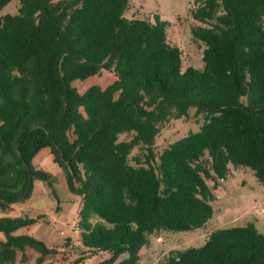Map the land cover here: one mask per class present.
Wrapping results in <instances>:
<instances>
[{"label":"trees","instance_id":"16d2710c","mask_svg":"<svg viewBox=\"0 0 264 264\" xmlns=\"http://www.w3.org/2000/svg\"><path fill=\"white\" fill-rule=\"evenodd\" d=\"M18 3L0 15V212L28 201L36 180L59 209L56 177L31 164L46 149L80 201L78 237L64 245L73 264L98 255L139 264L149 236L212 218L204 178L222 181L240 166L264 186V0H194L202 68L185 70L168 23L125 18L129 0ZM103 71L112 84L78 91ZM191 120L198 131L153 149L165 124ZM44 218H0V264L28 249L50 264L61 248L16 234ZM156 264H264V234L253 223L217 229Z\"/></svg>","mask_w":264,"mask_h":264},{"label":"rangeland","instance_id":"374dc122","mask_svg":"<svg viewBox=\"0 0 264 264\" xmlns=\"http://www.w3.org/2000/svg\"><path fill=\"white\" fill-rule=\"evenodd\" d=\"M18 1L12 0L0 11V15H14L18 9ZM194 0H129V8L125 12L127 19H142L153 21L158 15L161 20L168 23L167 40L176 45L182 51V70L187 67L202 68L203 46L196 42L190 34V29L199 26L190 15ZM115 78L108 72L103 71L98 76L91 77L83 82L76 83L80 93L87 88L97 85L105 88L114 82ZM199 125L190 122L172 121L163 126L159 136L155 139L153 149L161 151L169 144L185 137L189 133L198 131ZM121 140L125 136L120 137ZM128 139V138H127ZM136 151H133L135 154ZM35 169H42L54 177L59 176L57 182V196L60 200L59 209H55L56 201L53 197L49 200L40 198L47 196V186L44 181L36 180L32 199L30 202L20 204L23 216L34 218L45 215L44 221H49L60 237V242L55 247L61 248L59 253L48 258L45 263L50 264H73L75 254L69 246L64 247L66 239H72L75 243L78 233L75 230L80 210V201L70 194L63 181L62 171L52 163L51 156L47 150H42L32 160ZM229 176L225 180L213 181L204 178L211 188L214 200L211 203L213 216L208 223L200 229L189 232H160L149 236L148 244L141 248L139 264H156L165 257L169 251L184 250L189 247H197L204 243L208 234L222 228L241 226L253 223L260 233L264 234V186L259 184L248 168L230 166ZM37 198L38 201H37ZM59 217L57 224L53 219ZM66 220V221H64ZM39 227H36L38 230ZM38 237V232L32 234ZM42 239V238H41ZM18 254L15 264H36L37 254L31 249ZM107 255L89 257L83 264H102Z\"/></svg>","mask_w":264,"mask_h":264},{"label":"crops","instance_id":"0c3cea01","mask_svg":"<svg viewBox=\"0 0 264 264\" xmlns=\"http://www.w3.org/2000/svg\"><path fill=\"white\" fill-rule=\"evenodd\" d=\"M47 153L49 154L48 150H47ZM60 175H61L60 177H62V179L64 181L63 173L60 174ZM56 179H57V182H59L58 181L59 180V176H57ZM34 188H35V184H34ZM51 197H53V196L50 194V192L48 190L47 196L42 195L40 198L45 199V201H46V200H49ZM31 199H32V197L28 200V202H30ZM38 199L39 198H37V201H38ZM19 205L20 204L15 205L13 207V209L8 211V212H5V213L0 212V218H3V217H12V218L23 217L24 213H23V210L21 209V207H19ZM55 208H56V206H55ZM64 221H66V220H64ZM58 222H59V217H57L56 219L52 220V223H54V224H57ZM36 227H39V229L36 230ZM36 231L38 232V237H39V238H37V237L36 238L42 240L43 242H45L49 247H55L56 244H58L60 242V237L57 235L56 231L53 229V226L51 225V223H49V221H46V222H41L40 221V222H37V223H35L33 225L21 228L18 231H16V234H19V235L27 234V235L33 236L32 234L34 232H36ZM0 240H4L2 234H0Z\"/></svg>","mask_w":264,"mask_h":264}]
</instances>
